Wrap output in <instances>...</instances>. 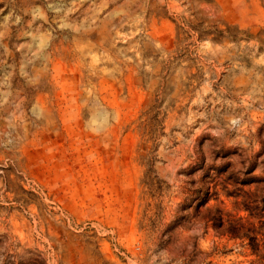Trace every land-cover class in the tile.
Returning a JSON list of instances; mask_svg holds the SVG:
<instances>
[{"label":"rangeland","instance_id":"obj_1","mask_svg":"<svg viewBox=\"0 0 264 264\" xmlns=\"http://www.w3.org/2000/svg\"><path fill=\"white\" fill-rule=\"evenodd\" d=\"M0 264H264V0H0Z\"/></svg>","mask_w":264,"mask_h":264},{"label":"trees","instance_id":"obj_2","mask_svg":"<svg viewBox=\"0 0 264 264\" xmlns=\"http://www.w3.org/2000/svg\"><path fill=\"white\" fill-rule=\"evenodd\" d=\"M203 164H204V158L202 157L201 158V166L199 168L200 170L203 169ZM214 172L217 173V170H214ZM203 174H204V177L205 178H209L211 176L210 175V171H205ZM249 183H251V182L245 180V182H243L242 185H248ZM205 195H207V196H206V200H203V202H202L203 204H205V203H207L209 201V198H208L209 192H206ZM224 196L225 197H233V198H236L237 197L236 194H232V192H224ZM243 201L244 200H241V202H240L241 208L243 209V211H246L248 213V216L249 217H253L252 214H251L252 213L251 212V208H248L246 202H243ZM212 221H215L217 223L218 227H221L222 226V218H221L220 215H218L215 218V220H212ZM227 228H228V231H229L228 233H229L230 236L237 237L236 236L237 234H235V230H233V228L231 226H229Z\"/></svg>","mask_w":264,"mask_h":264}]
</instances>
